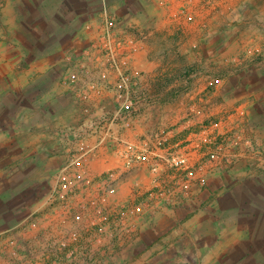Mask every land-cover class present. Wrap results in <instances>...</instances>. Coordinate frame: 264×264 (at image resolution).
I'll return each mask as SVG.
<instances>
[{
    "label": "crops",
    "instance_id": "0c3cea01",
    "mask_svg": "<svg viewBox=\"0 0 264 264\" xmlns=\"http://www.w3.org/2000/svg\"><path fill=\"white\" fill-rule=\"evenodd\" d=\"M145 1L147 0L137 4L135 0H0V31L9 33L2 37L0 34V41L5 40L8 43L6 47L23 48V55L6 58L8 66L23 62L28 69L23 73V85L27 82L30 87L32 65L43 63L48 66L41 81L52 82L51 88L44 89L40 94L42 104L32 106L25 102L20 107L22 114H17L18 118L10 114L9 108L0 104V112H8L7 115L0 116L2 129H8L6 138L18 140L22 145L17 153L8 149L0 155V177L1 171H7L9 164L19 160L25 162L17 169V165H13L15 176L0 186V236L7 235L8 243L20 241V236L17 235L19 229L29 224V220L40 225L41 229L45 228L40 233L42 238L49 240L59 236L57 231L50 230L54 227L58 229L64 220L61 212L54 209L51 200L55 181L70 154L80 153V147H84V152H89L88 165L91 171L100 175L120 166L111 148L113 144H109L113 139H143L150 132L160 134L167 131L168 148L165 151L158 149L160 156L182 144L180 139H194L193 135L188 134L194 123L185 113L186 106H181L180 109V105L170 104L149 106V109L144 106L141 110L143 114L137 120L142 125L132 130H129L121 118L117 122L101 119V116L116 109L115 97L120 74L113 70L111 61L112 55L117 51L116 44L103 42L102 39L105 21L113 18L117 26L120 23L122 28L124 24L128 26L133 21L140 22V15L147 10H154V6L159 11V2ZM157 15L152 13L153 21ZM152 26L157 28L159 25L153 23ZM34 37L52 39V54L63 49L71 50L74 54L70 58L53 56L45 52L47 46L43 47L42 54H35L32 50L34 44L30 40ZM99 39L105 47L101 50L100 45L97 49L93 48V44ZM146 46L150 48V45ZM141 52L128 56V65L140 71L146 69L151 72L141 76L142 84L145 85L143 82L146 83V79L147 82H155L153 78L157 60L148 64L145 61L150 62V59L144 56L148 50ZM69 65L75 68H70ZM99 66L101 71L93 72V68L97 69ZM68 68L71 70L67 71ZM20 75L21 73L14 77L10 72L0 75V83L6 87L7 95H14L15 91L20 94L14 84V78L21 79ZM84 78L90 81L85 93V88H77L76 84ZM258 78L261 79L247 86L248 100L235 109L226 126L227 131H230L238 130L244 125L248 130V137L243 136L244 139H258L255 132L259 131L264 139V75ZM62 80H71L76 87L63 90L65 82L61 84ZM94 89L99 92L98 96H95ZM23 92L28 95L31 89L27 93L23 89ZM84 94L89 95V98L83 103L84 106L78 107L76 102ZM64 96L76 99L69 98L71 103L68 106L63 100ZM144 112L151 113L148 116L151 122H148L147 131L143 126L147 121ZM210 117L214 118L215 115ZM241 120L245 123L241 124ZM66 128H73V133L69 135ZM18 131L22 135H17ZM181 132L183 136H178ZM4 159L9 161L7 166L3 164ZM232 166L226 168L230 169ZM225 174L219 173L209 181V192L217 195L215 203L209 208L202 206L204 201L199 194L198 198L192 195L183 207L174 209L162 207L163 203L155 201L151 205L153 211L140 216L133 226L132 223L128 224L123 240L115 245V250L103 255L104 263L264 264V201L257 199L261 195L260 186L263 182L256 181L255 187H250L248 182L244 187H231L225 184ZM129 177L134 186L120 187L109 197L111 205L125 202L138 204L146 197L142 194L153 187V177L146 170L134 172ZM193 191L205 190L195 188ZM246 193L254 194L257 198L247 200L244 197ZM232 199L233 203L229 204L228 201ZM244 211H248L247 217L241 215ZM3 249L5 248L1 250ZM8 250L7 248L6 253ZM0 264H6V261L1 260Z\"/></svg>",
    "mask_w": 264,
    "mask_h": 264
},
{
    "label": "rangeland",
    "instance_id": "374dc122",
    "mask_svg": "<svg viewBox=\"0 0 264 264\" xmlns=\"http://www.w3.org/2000/svg\"><path fill=\"white\" fill-rule=\"evenodd\" d=\"M141 1L143 0H135V3L138 4ZM154 1L159 2V11L155 10L156 6H154V10H147L140 15V22L133 21L128 26L122 25V28L120 27V23H118V26L116 25L117 30H114V32L107 31L106 22L108 20L106 19L102 38L103 42H107L110 38L111 44L115 43L117 49L114 52V56L112 55V63L120 61L119 59H122L121 55L132 57L141 51L148 50L147 55L144 56L150 59V62H145L151 64L153 60H157L155 63L157 67L154 68L155 77L153 78L155 82H147L148 79L145 77L148 86H146L145 82H143L145 85L142 84L141 76L146 74V69L142 68L144 71H140V69L138 70L133 66H129L126 70L127 73L135 76L140 87L145 86L147 88L148 94L145 100H143L141 110L146 106L149 109V106L155 107L159 104L180 105L179 109L181 106H186L185 113L192 118L194 123L188 130V134L193 135L194 139H180L182 140V144L175 146L174 150H183L190 154L191 169L193 171H198L205 166H211L210 164H216V162L228 166L233 165L230 169L218 170L217 173L215 171L212 172L209 176V181L212 177L219 175V173H227L225 174V177H227L225 184L231 187H244L246 182L250 183V187H255L257 186L256 181L257 183L263 182L260 186L261 195L259 198L249 193H246L244 197L247 200L257 198L259 201H264V139L262 132H255L258 139H244V137H248V130L245 129L244 125L238 130L230 129V131H227L226 128L228 121L231 120L230 115L242 102L248 100V96H246L247 86L255 84V82L261 79L258 77L264 75V0ZM152 13L154 15L158 14L155 16V21L152 20ZM153 23H158L159 26L155 28L152 26ZM0 34L2 37L4 34L7 35L9 33L7 31L3 33L0 31ZM62 36L66 37V34ZM30 40L34 44L32 50L35 54H42L44 52L43 47L45 46H47L45 48L47 54H52V51H54L52 39L34 37ZM97 43L100 45L99 50L105 48L104 44L102 45L101 39ZM7 44L3 39L0 41V75L10 72L14 77H18L17 75L21 73V79L13 77L14 84L20 90V94L15 91L14 95H7L6 87H4L3 83H0V104L9 108L10 114L18 118L17 114H22L20 107L22 108L25 102L32 104V106H40L42 104L40 94L44 89L48 90L51 88L52 82L50 80L48 82L41 81V76L47 71L48 65L37 63L32 65L31 86L29 87L27 82L23 85V73L28 71L26 65L23 62H16L8 66L6 60L7 57L16 58L23 55V48L6 47ZM145 44L150 45V48ZM127 47L128 51L125 52L124 50ZM134 47H137V51H134ZM73 54L71 50L63 49L61 52H54L52 55H62L70 58ZM69 66L70 68H75V66ZM70 68L67 71H70ZM113 70L118 72L115 67ZM96 71H101V66L97 67V69L93 68V72ZM216 79H219L220 83L212 85L211 81H215ZM63 83L65 84L62 87L63 90L65 88L70 90L71 87H76L71 83V80L70 82L62 80L61 84ZM76 84L77 88H85L83 92L85 93V90L90 85V81L88 78H84L80 79ZM23 89H25L26 93L31 89L30 94L24 95ZM123 92L117 90L115 97L116 109L113 112L104 114L101 116V119L111 122L114 117L116 118L121 105L124 103L125 96ZM84 96H80L81 99L77 100L76 104L78 107L79 105L84 106L83 103L87 102L88 99ZM64 97L63 100L67 102L68 106L71 103L69 98L76 99V97ZM240 97L242 100H239ZM32 113L34 114V112ZM2 114L7 115V110L5 113L0 112V116H3ZM140 114H143V112L140 111ZM150 114L149 112H144V115H147L145 118L147 121L143 123L146 131L148 122H151L150 117L148 118ZM211 115H215L216 118L210 117ZM137 120L138 117L135 116L131 121V125L128 126L129 130L133 128L137 129V126L142 125ZM215 122L221 125L217 131L212 129V124ZM240 123L243 124L245 122L241 120ZM1 125H3L2 122H0V155L8 149L17 153L20 149L19 146H22L21 142L7 139L6 133L8 129H2ZM65 130L71 135L74 129L66 128ZM238 133L242 137L244 136L243 139H235ZM16 134L22 135L20 131L16 132ZM178 136H183V132ZM205 137H211L212 139ZM128 140L138 141L141 139ZM185 148L188 150H185ZM210 155H214V158L210 157ZM19 161L9 164L10 167L7 168V171H1V187L3 186L2 184L8 182V179L11 181L12 177L15 176L13 175L15 174L13 165L16 164L17 169L19 166L25 164V162ZM8 163L7 159L3 160L4 165L7 166ZM209 181L206 189H203L205 191L191 192V196L194 195L193 197L198 198L201 195L204 201L202 202V206L207 208L215 203L217 196L209 192ZM55 182L57 183V180ZM195 188H197L196 185L193 186V189ZM233 201L234 199L228 201V203L231 204ZM54 209L59 210L62 215L61 218L64 219L58 229L57 227L50 229L57 231L56 233L59 236L56 239L58 240L60 239L59 237L71 231L74 221L72 212L70 214L68 212L64 213L62 208L59 207H55ZM92 213L93 211L91 210L83 214V225H86L87 218L89 215L92 217ZM241 215L247 217L248 211H244ZM243 216H240V218ZM246 217L243 219L246 220ZM29 222V224L21 226L19 229L17 235L20 236V241L15 240L22 248L25 264L48 263L51 258L50 256L33 251H37L42 247L44 238L40 236V233L45 228L41 229L40 225L33 224L30 220ZM3 227L4 225L2 224L1 228ZM89 228L84 232V235H88L90 241L93 243V247L96 249L95 254L89 260L90 263L110 264L104 263L105 257L102 251L105 248L99 247L100 245H98L95 239L96 233L93 227ZM60 231L63 232L61 233ZM86 243L87 241L83 245ZM47 245L50 246L49 241ZM9 246L10 243H8L7 235L2 234L0 236V249L5 248L6 251ZM189 262L191 263L192 260ZM15 263L22 264L18 259H16Z\"/></svg>",
    "mask_w": 264,
    "mask_h": 264
},
{
    "label": "built area",
    "instance_id": "2783aa9c",
    "mask_svg": "<svg viewBox=\"0 0 264 264\" xmlns=\"http://www.w3.org/2000/svg\"><path fill=\"white\" fill-rule=\"evenodd\" d=\"M116 25V20L110 18L106 22L107 31L114 32L117 30ZM108 42H111L110 38ZM93 48H99V44H93ZM133 49L137 51V47ZM126 50L128 47L124 51ZM127 56L122 57L120 62L113 60V66L120 73L117 90L124 91L125 96L124 103L113 121L121 118L128 127L135 116L139 117L143 100L148 92L145 86L140 87L133 74L127 73L126 70L129 67ZM219 83V79L211 81L212 85ZM98 94L99 92L95 90V96ZM85 97L89 98V95L85 94ZM220 127L218 122L212 124V129L217 130ZM167 133V131L160 134L150 132V135L138 141L113 139L109 144H113L111 148L120 166L100 175L94 174L89 168L90 156H88L89 152H84V147H80V153H74L69 157L67 164L58 174L51 200L53 205L62 208L64 213L72 212L74 226L58 240L56 237L49 240L43 239L42 247L37 251L33 250L51 257L48 263L43 264H93L89 260L96 249L88 235H84V232L90 229L89 227H93L99 247L105 248L102 251L103 255L110 254L115 250V245L123 240L128 224L132 223L131 226H133L140 216L153 211L154 208L151 205L155 201L163 203L162 207L173 209L183 207L190 201L193 186L196 185L199 190L205 189L212 172L228 167L226 164L216 162V164H210L211 166L193 171L190 154L177 149H170L160 156L158 149L165 151L168 148L169 134ZM235 139H243V137L238 134ZM211 156L214 158V155ZM143 170L148 171L153 177V187L142 194L146 197L138 204L125 202L111 205L109 197L114 195L120 187L134 186L129 176ZM136 187L139 186L136 185ZM91 210L92 217L89 215L86 225H83V214ZM48 241L50 246L47 245ZM85 241L87 243L83 245ZM8 249L7 253L5 249H0V261H6L7 264H19L15 263L18 259L25 264L22 248L16 241H11Z\"/></svg>",
    "mask_w": 264,
    "mask_h": 264
}]
</instances>
